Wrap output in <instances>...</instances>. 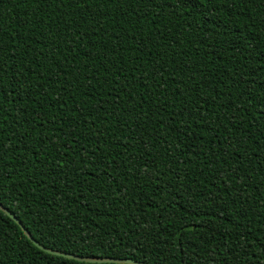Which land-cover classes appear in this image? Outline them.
Returning a JSON list of instances; mask_svg holds the SVG:
<instances>
[{
  "label": "trees",
  "instance_id": "trees-1",
  "mask_svg": "<svg viewBox=\"0 0 264 264\" xmlns=\"http://www.w3.org/2000/svg\"><path fill=\"white\" fill-rule=\"evenodd\" d=\"M187 5L0 0V204L44 247L264 264V0ZM0 264L97 263L0 210Z\"/></svg>",
  "mask_w": 264,
  "mask_h": 264
},
{
  "label": "water",
  "instance_id": "water-1",
  "mask_svg": "<svg viewBox=\"0 0 264 264\" xmlns=\"http://www.w3.org/2000/svg\"><path fill=\"white\" fill-rule=\"evenodd\" d=\"M0 210L3 211L9 218H11L19 227L22 229L23 233L26 235V237L40 250L52 254L55 256L64 257L70 260H75L78 262H86V263H113V264H145L142 262H137L131 259H117V258H89V257H81L74 254H68L65 252H59L55 250L48 249L41 245L38 241H36L32 235L29 233V231L24 227V225L19 221V219L13 215L7 208H5L2 204H0Z\"/></svg>",
  "mask_w": 264,
  "mask_h": 264
},
{
  "label": "snow or ice",
  "instance_id": "snow-or-ice-1",
  "mask_svg": "<svg viewBox=\"0 0 264 264\" xmlns=\"http://www.w3.org/2000/svg\"><path fill=\"white\" fill-rule=\"evenodd\" d=\"M177 2H179V0H177ZM203 3H204V0H188V5L187 6H191L195 10L196 8H198ZM89 7H90V5H89ZM169 7H171V5H169ZM0 59H2V58H0ZM4 75H6V70L4 69V67L2 65H0V78H2ZM16 84L17 85H21V89L23 88V85L21 84V81L19 79L16 80ZM16 90L17 91H20V89H16ZM24 92H25V95H27V90H24ZM2 99H3V89L0 88V100H2ZM146 99L150 101L152 99L151 95H148L146 97ZM0 108H2V104H0ZM0 114H2V113H0ZM17 115L20 116V115H22V113L18 112ZM4 119H6V118H4ZM2 123L3 122L0 121V135L3 134V131H2ZM14 134L15 133H13V135ZM20 139L23 140V137L21 136ZM0 148H2V145H0ZM144 171H147V169L145 168ZM260 248L261 249H264V242H261L260 243ZM242 254L243 255H247V251H245ZM261 255L264 256V252H261ZM235 259H237V258L234 257V260Z\"/></svg>",
  "mask_w": 264,
  "mask_h": 264
}]
</instances>
